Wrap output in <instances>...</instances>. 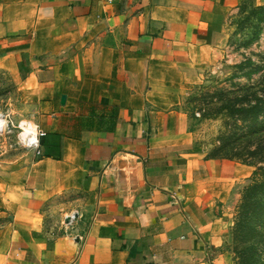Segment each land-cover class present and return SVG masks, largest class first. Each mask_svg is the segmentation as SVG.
<instances>
[{"label": "crops", "instance_id": "crops-1", "mask_svg": "<svg viewBox=\"0 0 264 264\" xmlns=\"http://www.w3.org/2000/svg\"><path fill=\"white\" fill-rule=\"evenodd\" d=\"M264 0H0V71L42 154L0 166V264H235L255 167L196 149L182 100Z\"/></svg>", "mask_w": 264, "mask_h": 264}, {"label": "rangeland", "instance_id": "rangeland-1", "mask_svg": "<svg viewBox=\"0 0 264 264\" xmlns=\"http://www.w3.org/2000/svg\"><path fill=\"white\" fill-rule=\"evenodd\" d=\"M227 25L229 42L224 58L183 98L181 108L191 120L189 130L196 149L211 157L253 163L256 172L264 163L255 165L248 154L262 145L264 155V5L246 3L229 16ZM0 113L15 127L31 115L14 81L3 71ZM17 128L13 135L0 138V166L29 152L18 144ZM243 212L240 197L229 241L235 264H264V215L247 217L251 226L242 231L239 221L245 220Z\"/></svg>", "mask_w": 264, "mask_h": 264}, {"label": "trees", "instance_id": "trees-1", "mask_svg": "<svg viewBox=\"0 0 264 264\" xmlns=\"http://www.w3.org/2000/svg\"><path fill=\"white\" fill-rule=\"evenodd\" d=\"M245 109L243 108V111ZM262 145L258 146V149L256 151H250L248 155H250V158L255 160L256 164L264 163V155H262ZM216 157V156H215ZM221 158V157H217ZM226 158V157H222ZM234 160V158H226ZM251 166H254L253 163H244ZM241 202H242V210L243 212V218L245 219L244 222L241 219L239 221V225L242 226L241 229L250 227L251 224H249V221L247 220V217L250 216L252 218L253 214L257 213L258 215H264V168L258 167L257 171L254 172L252 182L250 185H248L242 192L241 196ZM249 224V225H248ZM264 238V235L262 236ZM254 251L255 249L252 248ZM251 260H254L253 257Z\"/></svg>", "mask_w": 264, "mask_h": 264}, {"label": "built area", "instance_id": "built-area-1", "mask_svg": "<svg viewBox=\"0 0 264 264\" xmlns=\"http://www.w3.org/2000/svg\"><path fill=\"white\" fill-rule=\"evenodd\" d=\"M8 118L0 113V121L6 122L5 126L0 128V138L6 139L13 135V129L18 127L17 129L20 130L18 132V144L28 151H33L36 156H40L42 154V144L39 126L33 121L24 120L20 121L18 126L15 127L14 123H11ZM28 129H31V131H28Z\"/></svg>", "mask_w": 264, "mask_h": 264}, {"label": "clouds", "instance_id": "clouds-1", "mask_svg": "<svg viewBox=\"0 0 264 264\" xmlns=\"http://www.w3.org/2000/svg\"><path fill=\"white\" fill-rule=\"evenodd\" d=\"M5 124H6V122H4V121H0V128L4 127Z\"/></svg>", "mask_w": 264, "mask_h": 264}, {"label": "bare ground", "instance_id": "bare-ground-1", "mask_svg": "<svg viewBox=\"0 0 264 264\" xmlns=\"http://www.w3.org/2000/svg\"><path fill=\"white\" fill-rule=\"evenodd\" d=\"M28 131H31V129H28Z\"/></svg>", "mask_w": 264, "mask_h": 264}]
</instances>
